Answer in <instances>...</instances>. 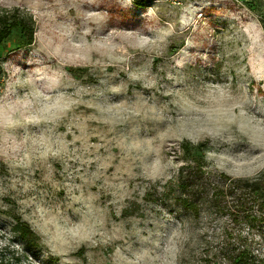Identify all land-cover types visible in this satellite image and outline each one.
Returning a JSON list of instances; mask_svg holds the SVG:
<instances>
[{"label": "clouds", "instance_id": "9594fccd", "mask_svg": "<svg viewBox=\"0 0 264 264\" xmlns=\"http://www.w3.org/2000/svg\"><path fill=\"white\" fill-rule=\"evenodd\" d=\"M117 3L129 7L133 0ZM102 4L103 0H27L21 11L34 22L37 17L32 9L43 13L41 19L49 25L45 35L62 51L85 41L91 45L111 34L114 43H123L128 49L130 59L120 62L131 65L125 79L129 88L136 84L145 90L144 100L126 93L117 82L118 76L111 81L101 77L95 86H73L58 79V60L39 42L34 46L41 63L27 70L16 66L21 74H12L15 80L11 84L6 77L0 87V163L7 171L6 177L0 176V203L5 196L14 200L21 222L29 225L47 255L58 257L60 264H69L74 252L96 243L104 212L91 189L108 168H113L114 174L105 180V192L117 203L126 185L130 191L137 182L163 181L173 167L164 152L171 143H204L206 167L233 179H252L264 172V112L255 109L247 89L239 82L194 75L186 71L188 65L178 73L159 76L144 58L155 57V51L149 49L163 50L173 44L172 29L161 28L149 35L139 29L110 27L109 13ZM153 10L150 7L146 16ZM69 13L74 15L71 23L63 19ZM118 33L129 34L132 43L121 41ZM92 55L110 62L107 55L101 57L95 50ZM225 56L239 58L252 79L264 76V23L259 40L253 41L245 33ZM133 68L140 69L153 83L144 84L140 76L132 74ZM210 104L214 111L209 118L205 109ZM93 140L107 144L106 156L89 158ZM228 153L233 162L248 159L246 173L234 169L231 163L227 167L216 163L215 156L223 154L227 159ZM74 159L84 169L77 180L71 181L79 183V188L69 190L67 182L60 187L35 179L34 169L42 161L63 166ZM93 163L97 164L94 170ZM52 192H63V198L52 199ZM130 231L132 242L127 246L116 244L110 254L112 264H181L192 229L186 222L167 229L166 224L149 221ZM0 237L9 239V245L14 239L3 231ZM17 251L22 252L19 244L0 245V264H6Z\"/></svg>", "mask_w": 264, "mask_h": 264}, {"label": "rangeland", "instance_id": "374dc122", "mask_svg": "<svg viewBox=\"0 0 264 264\" xmlns=\"http://www.w3.org/2000/svg\"><path fill=\"white\" fill-rule=\"evenodd\" d=\"M26 3L27 0H0V18H6L11 24L23 16L28 17L21 11V7ZM102 7L109 13L110 27L139 29L149 35L158 33L161 28L172 29L173 44L163 50L149 49L155 51V57L144 58L159 76L178 73L188 65L186 71L194 75L206 76L219 82L231 81L233 84L239 82L247 89L248 97L255 109L264 112V76L257 75L252 79L239 58L225 56L226 52L238 46L245 33L253 41L260 39L264 0H144L141 5L137 0H133L129 7H121L117 0H103ZM150 7L154 10L146 16ZM32 10L37 17L36 22L32 19L33 22L29 23L34 30L33 42L27 44L21 41L20 27H13L8 38L0 43V87L3 86L6 77L11 84L15 80L12 74H21L16 66L27 70L41 63L34 46V42H39L50 56H55L58 60V70L55 73L58 79L63 78L73 86L81 83L95 86L101 77L111 81L118 76L117 82L124 86L126 93L134 95L138 100L146 98L142 94L144 89H139V85L136 84L129 88V82L125 79L124 74L131 65L120 63L130 59L127 55L128 49L123 43H114V37L110 34L103 40H94L91 45L85 41L83 44H73L70 50L62 51L60 45L53 46L51 38L45 35V29L49 25L47 21L41 19L43 13L36 11L35 8ZM63 19L71 23L74 15L69 13ZM95 19L97 22L100 20L99 17ZM117 35L121 41L132 43L129 34ZM93 50L99 52L101 57L107 55L110 62L104 63L102 59H94ZM205 52L207 54H204ZM131 63L134 64L135 60ZM132 74L140 76L146 85L153 83V79H145L144 73L138 68H133ZM84 90L87 91L88 88ZM217 108L222 109V106L218 105ZM213 111L211 104L205 109L209 118ZM253 130L258 133V129ZM92 143L94 147L90 150L89 158L107 155L106 143L96 140ZM186 148L189 150L188 153H184ZM204 149V143L199 146L188 142L168 144L164 152L169 162L173 164L168 175L157 184L137 182L130 191L126 185V190L118 198L119 203L113 201L105 192L104 182L114 174V169L108 168L103 178L91 189V194L98 196L99 203L103 206L104 215L101 217L103 226L100 235L94 245L81 247L74 252L69 264H112L110 254L116 244L123 246L130 244L132 242L130 229L149 221L166 224L167 229H171L178 222H186V225L191 226V240L184 250L181 264H229L227 256L237 252L242 246H247L259 258H264V212L259 211L257 207L249 210L256 217V222L250 223L243 211L223 214L216 212V208L210 205L208 197L202 191L193 197L200 205L199 216L187 212L175 201V196L181 195V190L178 191L175 185L171 189V195L163 200L159 199L167 186L176 180L180 169L188 164H194V158L202 161L204 170L214 179H219L218 182L223 180L221 178L223 173L216 171L214 167H206ZM214 159L217 164L223 163L227 167L231 163L234 169H239L242 173L247 172L244 166L249 161L246 157L233 162L232 154L228 153L227 159L223 154L215 156ZM91 168L96 169L97 164L93 163ZM34 172L37 181H47L60 187L67 182L68 189L72 190L74 187H80L79 183L71 181L77 180L84 173V169L75 159L63 166L55 161L49 163L44 160ZM0 176H7L3 163H0ZM257 177L261 178L264 184V172L253 178ZM51 198L62 199L63 192H52ZM227 200L229 208L234 210L236 198L232 201L229 197ZM126 209L127 213L124 212ZM16 218H20L16 203L5 196L0 203V231L6 235L10 234L14 239L9 245V239L0 237V245L14 247L19 244L22 252L17 251L14 256L20 258V264L33 262L60 264L58 257L47 255V249L42 246L39 238L37 255H31L24 250L23 244L13 231ZM5 249L7 251V248Z\"/></svg>", "mask_w": 264, "mask_h": 264}, {"label": "trees", "instance_id": "16d2710c", "mask_svg": "<svg viewBox=\"0 0 264 264\" xmlns=\"http://www.w3.org/2000/svg\"><path fill=\"white\" fill-rule=\"evenodd\" d=\"M137 1L139 5L144 2V0ZM260 21L264 23V19ZM31 22H33L31 16H26V18L23 16L11 24L6 18H0V43L8 38L13 27H20L19 39L31 44L34 40V30L29 25ZM188 151V148L184 149V153H188ZM193 160L194 164H188V166L180 169L176 180L161 193L160 200L171 195V189L175 185L178 191L181 190V195L175 196V201L187 212L199 216L200 205L197 201H194L193 197L197 192L202 191L208 197L210 205L216 208V212L223 214L243 211L248 222H256L255 215L249 210L257 207L259 211L264 212V184L261 178L233 179L221 174L223 180L218 182L219 179H214L209 172L204 170L200 159L194 158ZM229 197L232 198V201L235 198L237 200L234 210L229 208V201L227 200ZM124 212L127 213V209ZM13 231L23 244L24 250L31 255H37L38 237L30 230L29 225L22 223L20 218H16ZM227 258L229 264H264V258H259L247 246H242L237 252L229 254ZM13 260H15V264H20V258L14 255L8 257L6 264H13Z\"/></svg>", "mask_w": 264, "mask_h": 264}]
</instances>
